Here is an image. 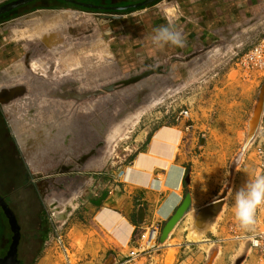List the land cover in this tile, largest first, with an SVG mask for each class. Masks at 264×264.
I'll return each instance as SVG.
<instances>
[{
  "label": "rangeland",
  "instance_id": "obj_1",
  "mask_svg": "<svg viewBox=\"0 0 264 264\" xmlns=\"http://www.w3.org/2000/svg\"><path fill=\"white\" fill-rule=\"evenodd\" d=\"M8 1L0 0V5ZM50 3L55 2H42ZM223 3L222 0H177L172 5L162 0L155 7L122 14L98 12L101 18L89 17L104 37L97 40L94 35L93 45L97 40L95 45L102 46L105 40L106 58H90V71L78 70L77 76H89L92 85L101 88L147 70L160 68V72L137 83L118 84L115 90L91 97L81 102L78 110L69 111L70 118L91 121L86 130L88 144L92 146L99 141L93 149L94 158L88 163L89 168L96 169L87 175L99 179L77 193L75 211L54 206L49 197H42L36 186L38 180L16 150L20 143L17 134L10 123L3 125L0 114V195L5 197L21 225L24 264H264V254L250 243L252 234L264 231V205L256 211L255 224L247 229L241 227L233 212L236 191L255 176L264 175V112L260 131L248 142L250 119L262 91L264 101V69L248 71L236 64L242 54L264 41V0H231L230 39L220 33L223 24H227L226 19L221 21L225 8L219 9V4ZM48 12L54 16L61 13ZM68 13H61L65 16L58 23L74 18L75 12ZM108 15L118 19H105ZM47 20L43 28L50 33L58 23L47 24ZM161 26L179 31L184 46L154 44L155 29ZM56 39L46 42L48 47H53L59 40ZM37 57L33 63L39 64L34 67L32 63L33 69L43 66L44 57L40 54ZM24 59L0 58V71L14 67L12 74L8 71L2 78L7 75L14 82L28 74L30 81L32 71L23 63L14 66ZM69 59L74 62L71 68L78 64V59L81 63L88 60L76 59L72 54ZM53 61L57 58L44 59L50 67L47 74L59 80ZM58 65L56 69L62 70L61 65L66 68L62 63ZM16 68H23L22 76H14L19 71ZM40 72L35 71L34 75L39 76ZM60 97L63 100L67 96ZM70 97L79 96L70 94ZM72 101L66 102V106ZM61 114L65 116L66 112ZM20 115L23 120L25 113ZM173 124L180 125L183 131L181 150L191 174L188 210L164 242L162 236L168 221L161 226L158 246L153 250H142L144 244L130 243L120 254L109 251L106 237L93 220L95 211L104 205L112 206L110 200L120 193L116 186L121 183L116 174L121 175L122 167L131 161L141 136ZM117 125L123 126V130L112 143L110 135ZM34 128L39 127H30V132L26 129L27 137L34 136ZM75 128L76 133L82 131ZM35 136L28 140L34 144V150L37 138L40 140L42 135ZM194 200L197 206L213 200L222 202V206L216 215L201 220L199 211L210 209V204L192 211L196 206ZM189 201L188 198L184 208ZM4 226L10 234L8 220L0 208V237Z\"/></svg>",
  "mask_w": 264,
  "mask_h": 264
},
{
  "label": "crops",
  "instance_id": "obj_2",
  "mask_svg": "<svg viewBox=\"0 0 264 264\" xmlns=\"http://www.w3.org/2000/svg\"><path fill=\"white\" fill-rule=\"evenodd\" d=\"M164 1L173 5L177 0ZM222 1L225 4H219V9L225 8L221 12L225 15L221 21L226 19L227 24H223L220 33L224 38L230 39L231 0ZM48 11H59L65 14L69 12L68 15L70 12L75 13L72 16L74 18H70L72 22L69 18L62 23H58L60 19L57 20L58 24L51 28L52 34L48 35V32H45V35H41L42 37H38L39 35L33 36L34 38L26 37L25 34L43 27L45 19L55 17ZM97 13L94 15L80 9H32L25 14L0 21V58H25L19 60L14 66L23 63L27 70L34 74L35 71L41 70L40 75L33 74L30 81L27 74L24 79H16L14 82L9 81L7 75L3 78L1 76L14 70V67L0 71V95L5 92L4 95L11 96L4 102L0 98L3 104L2 109L7 117L6 121L11 124L20 140L19 149L33 177L38 180L37 187L42 197L44 199L49 197L54 206L69 210L73 208V211L77 207L75 206L77 193L85 191L99 179L96 175L87 176L91 170H94L89 168L88 163L94 158L92 157L93 149L99 142L92 146L87 142L90 138L86 130L91 125V121L85 119L80 121L68 116L70 110H78L77 107L81 102L91 98V93L102 88L93 86L89 76L76 74L78 70V72L90 71V58H106V41L104 40L102 46L95 45L100 36L104 39L101 29L89 19L90 16L101 18L102 15L99 16ZM61 15L64 17L63 14ZM105 19L118 18L108 15ZM94 35H97V40L93 45ZM56 38L59 41L53 43V47H48L46 41L52 39L54 41ZM39 54L44 57L42 58L43 66L33 69L31 67L33 58H38ZM71 54L76 59L88 58V60L81 63L78 59V64L71 68V64L74 63L69 59ZM45 58H57V61H53L56 63V68L61 63L66 65V68L62 65L59 67L62 70L53 68L59 72L60 75L57 73L58 77L56 76L59 80H54L47 74V69L50 67L44 62ZM81 64L83 67H80ZM78 65L80 66L76 67ZM14 90L19 92L16 91V93ZM9 91L11 93H8ZM61 94L67 97L61 100L59 99ZM70 94L79 97L74 99L70 97ZM71 101L68 108L69 104L66 106L65 103ZM62 112H66L67 116H63ZM21 113H25L23 120ZM33 126L39 128L33 129L34 136L27 137V130L30 132V127ZM75 127H79L82 131L77 134ZM38 134L42 137L40 140L37 138L34 150V144L29 143L28 140L29 138L33 140ZM141 137V142H138L139 148L131 161L122 167L121 175L118 172L116 174L117 180L119 176V183H121L116 186L120 193L110 200L112 206H101L95 211L93 217L96 227L109 243V251L112 249L117 254L130 245L136 229L145 228L154 222H159L160 227L164 226L165 222L169 221L182 206L190 187L191 174L182 155L183 131L180 125H163L148 132L147 136ZM30 152L32 155L29 154ZM50 176L55 177L50 178ZM196 203L194 200L196 206H193L192 211L217 202L213 200L200 206ZM112 255L116 259V255Z\"/></svg>",
  "mask_w": 264,
  "mask_h": 264
},
{
  "label": "water",
  "instance_id": "obj_3",
  "mask_svg": "<svg viewBox=\"0 0 264 264\" xmlns=\"http://www.w3.org/2000/svg\"><path fill=\"white\" fill-rule=\"evenodd\" d=\"M36 1H38V0H12V1L5 3V4L0 6V16L4 15L6 13L12 12L15 9H18L20 7L30 5ZM62 1L74 4L77 6H81V7L87 8V9L107 10V11H122V10H129L132 8L142 7V6L148 5L150 3H153L157 0H144V1L139 2V3L130 4V5H126V6H103V5H98V4H95L92 2H86L83 0H62ZM157 72H160V68L147 70L141 74L133 76L132 78H130L128 80H124V81H121L119 83L111 84L109 86H103L100 90H98L94 93H91L90 96L91 97H98L99 95H101L105 92H111V91L115 90L117 88L118 84L128 85L131 83H137V82L143 80L144 78H147V77H149V76H151ZM0 102H1V100H0ZM263 102L264 101H263V91H262V93L260 94L259 100H258V105L255 108V109H257L262 104V115L264 112ZM188 198L190 199L189 204L184 208L185 202L187 201ZM190 203H191V197L188 196L184 200L182 206L179 208L177 213L168 221V223L164 227V231H163V236H162L163 242L169 237L171 231L173 230V228L175 227L177 222L181 219V217L188 210ZM0 205L3 207L5 214L9 218L10 224L12 226V230L15 233L14 242H13V245L11 247V250L9 251L8 255L5 258L0 260V264H20V262L18 260V245H19L20 238H21L20 225L17 221L15 213L9 207V205L7 204V202L5 201V199L1 195H0ZM211 206L216 208V211L213 214H209L208 217L211 215L212 216L216 215L218 213V211L221 209L222 202H217L216 204L210 205L208 207H211ZM206 208L199 211V215H201ZM201 217H202V215H201ZM173 220H174V222H173ZM171 223H172V225H171Z\"/></svg>",
  "mask_w": 264,
  "mask_h": 264
},
{
  "label": "clouds",
  "instance_id": "obj_4",
  "mask_svg": "<svg viewBox=\"0 0 264 264\" xmlns=\"http://www.w3.org/2000/svg\"><path fill=\"white\" fill-rule=\"evenodd\" d=\"M153 43L158 46L172 44L183 47L184 38L179 31L170 26H161L155 29ZM264 205V175L255 176L235 193L233 212L241 227L250 228L256 222V211Z\"/></svg>",
  "mask_w": 264,
  "mask_h": 264
},
{
  "label": "flooded vegetation",
  "instance_id": "obj_5",
  "mask_svg": "<svg viewBox=\"0 0 264 264\" xmlns=\"http://www.w3.org/2000/svg\"><path fill=\"white\" fill-rule=\"evenodd\" d=\"M10 1H12V0H10ZM10 1H8V2H10ZM43 1L44 0H38V1H36V2H34L32 4H30V5H26V6H23V7L18 8V9H15L12 12H9V13H6V14L0 16V19L1 18L8 19L12 15L13 16H17V15L25 14V13L28 12V10H30V7L29 6H31L32 8H36V9H40V8L41 9H46V8L40 7V5H43L42 4ZM52 1L55 2L54 3L55 4V7L54 8L73 7V8L80 9V10H84V11L91 10V12L118 13V14H122L124 12H128V11L130 12V10H138V9H144V8H147V7H153V6L157 5L159 2H161L162 0H157V1L153 2V3H150V4L145 5V6H142V7L132 8V9H129V10H122V11L93 10V9H87V8H84V7H81V6H77V5H74V4H71V3H68V2L62 1V0H52ZM83 1L92 2V3L98 4V5H103V6H126V5H130V4H135V3L142 2L144 0H83ZM8 2H5V3H8ZM50 4H53V3H50ZM28 7H29V9H28ZM20 10H22V11H20ZM5 19H3V20H5ZM0 108H1V110L3 112V115H2L3 125L4 126H8L7 124H5V122H7V121H6V117H5L4 111L2 109L1 103H0ZM8 132H9V130H8ZM8 137L11 138L10 132L8 133ZM16 150L21 153L20 149L18 150V147H16ZM20 159H21V161L23 160L22 153H21ZM3 198L5 199V197H3ZM0 208H1L2 212L4 213L5 217L8 220V226H9V231H10V234H9L7 232V227L4 226V232H1L2 233L1 234V237H0V260H1V259L5 258L8 255L9 251L11 250V247H12L13 242H14V235H15V233L12 230V226L10 224L9 218L5 214V211H4V209H3V207L1 205H0ZM17 221H18V219H17ZM20 231H21V238H20V242H19V245H18V260H19L20 264H24V260H23V258L21 256V254H22V252H21L22 251L21 250V244H22V238H23L21 225H20Z\"/></svg>",
  "mask_w": 264,
  "mask_h": 264
},
{
  "label": "built area",
  "instance_id": "obj_6",
  "mask_svg": "<svg viewBox=\"0 0 264 264\" xmlns=\"http://www.w3.org/2000/svg\"><path fill=\"white\" fill-rule=\"evenodd\" d=\"M236 62L238 67L245 68L248 71L264 69V41L256 44L252 49L242 54ZM160 231L159 222L151 223L145 228H138L134 232L131 243L144 244L142 250H153L158 246ZM251 242L254 248L260 252H264V232L251 236Z\"/></svg>",
  "mask_w": 264,
  "mask_h": 264
},
{
  "label": "bare ground",
  "instance_id": "obj_7",
  "mask_svg": "<svg viewBox=\"0 0 264 264\" xmlns=\"http://www.w3.org/2000/svg\"><path fill=\"white\" fill-rule=\"evenodd\" d=\"M60 13V12H59ZM59 15V16H58ZM65 16V15H64ZM61 18H63L62 17V15L61 14H57V16H55L54 18H51V19H48L46 22H47V24H52V23H56V21L57 20H63V19H61ZM44 26V25H43ZM47 26V25H46ZM42 30V31H41ZM41 31V32H40ZM47 30L46 29H44L42 26H41V28L39 29V30H35V31H33V32H29L28 34H25V36L26 37H32L33 35H35V34H39V33H41V34H39V35H45V32H46ZM53 32V31H52ZM51 33V32H50ZM50 33H48V35L50 34ZM18 35V34H17ZM56 35H58V34H56ZM22 37H25L24 35H21ZM47 37H49V36H47ZM46 38V37H45ZM57 40V39H56ZM45 41V40H44ZM59 41V40H58ZM47 43H50V40H47L46 41ZM53 42V41H52ZM39 63L36 61V62H34L33 63V65H34V67H36L37 65H38ZM21 66V64L19 65V67ZM17 70H19V71H17V73L16 72H14L15 74H14V76H22V74L24 73V71H23V68H16ZM13 71V70H12ZM11 74H12V72H11ZM24 77V76H23ZM26 77V76H25ZM15 92L16 91H18V90H14ZM21 91V90H20ZM19 92V91H18ZM5 93V92H4ZM4 93H2L1 95H0V98L2 99V101L4 102L5 101V99L7 100V99H9L10 97L8 96V95H4ZM8 93H11L10 91L8 92ZM17 93V92H16ZM15 93V94H16ZM7 94V93H6ZM13 96V95H12ZM74 96V95H73ZM8 101V100H7ZM262 104L257 108V109H255V111H254V115L252 116V118L250 119V134H249V140H248V142L256 135V133H257V131H260V129H261V119H262ZM122 130H123V126H121V125H117L114 129H113V131H112V133H111V135H110V141H112V143H113V141L115 140L116 141V139H117V137L121 134V132H122ZM178 139V138H177ZM253 140V139H252ZM111 143V142H110ZM247 145V144H246ZM249 147V146H248ZM247 147V148H248ZM102 160H103V158H102ZM139 162V161H138ZM90 163V162H89ZM92 163V162H91ZM94 163V162H93ZM102 163V162H101ZM96 164V163H95ZM100 166V165H99ZM97 168H99L98 166H97ZM94 169H96V168H94ZM127 174H128V172H127ZM129 174H130V170H129ZM129 174H128V176H129ZM126 178H128L127 176H126ZM62 200V199H61ZM188 203V202H187ZM216 211V208H214V207H212L211 206V208L210 209H208V210H205V211H203V213L201 214L202 215V217H205L206 219H207V217H208V215L209 214H213L214 212ZM200 215V216H201ZM109 217V216H108ZM202 217H201V220H205V219H202ZM108 219V218H107ZM106 219V220H107ZM199 219V218H198ZM105 220V219H104ZM110 220V219H109ZM200 220V221H201ZM173 222H174V220H173ZM172 222V223H173ZM172 223H171V225H172ZM264 232V231H263ZM258 233H261V232H258ZM258 233H254V234H252L251 236H254L255 234H258ZM251 236H250V243H251V245H252V242H251ZM125 241V240H124ZM252 247H253V245H252ZM254 248V247H253ZM256 249V248H255ZM257 250V249H256ZM263 254H264V252H262Z\"/></svg>",
  "mask_w": 264,
  "mask_h": 264
},
{
  "label": "trees",
  "instance_id": "obj_8",
  "mask_svg": "<svg viewBox=\"0 0 264 264\" xmlns=\"http://www.w3.org/2000/svg\"><path fill=\"white\" fill-rule=\"evenodd\" d=\"M40 7H42V8H54L55 4H49V5L43 4V5H40ZM89 11H91V10H89ZM0 114H1V116L3 115L1 108H0ZM5 124H7V122H5Z\"/></svg>",
  "mask_w": 264,
  "mask_h": 264
}]
</instances>
